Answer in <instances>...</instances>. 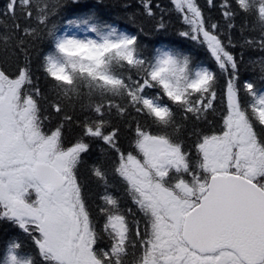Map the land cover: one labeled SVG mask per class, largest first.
Returning <instances> with one entry per match:
<instances>
[{
	"label": "snow or ice",
	"instance_id": "snow-or-ice-1",
	"mask_svg": "<svg viewBox=\"0 0 264 264\" xmlns=\"http://www.w3.org/2000/svg\"><path fill=\"white\" fill-rule=\"evenodd\" d=\"M205 5L5 0L0 264H264V0Z\"/></svg>",
	"mask_w": 264,
	"mask_h": 264
},
{
	"label": "trees",
	"instance_id": "trees-1",
	"mask_svg": "<svg viewBox=\"0 0 264 264\" xmlns=\"http://www.w3.org/2000/svg\"><path fill=\"white\" fill-rule=\"evenodd\" d=\"M4 2L5 0H0V8H2ZM158 2L167 3V0H158ZM81 3L87 4L89 8L97 11L103 19L108 20L109 22H114L116 25L123 28L128 26V19L125 11L123 10V5L127 3L135 6L138 3V0H81ZM199 3L205 8L206 15H210L214 20L220 19V14L215 9L211 10V12L207 10L205 0H199ZM135 10V7L129 9V11ZM168 23L169 31L166 36L158 37L154 35H144L142 33L141 38L145 41V43L163 39L165 42H170L169 46L175 47L178 50L194 52L198 60L214 67L210 54L204 48H201L198 44H194L192 41L178 35V30L181 26L175 21V19L168 21ZM150 30L151 25L146 24L145 32H150ZM258 55L259 53L253 54V56ZM247 58L248 57L246 56L245 59Z\"/></svg>",
	"mask_w": 264,
	"mask_h": 264
}]
</instances>
